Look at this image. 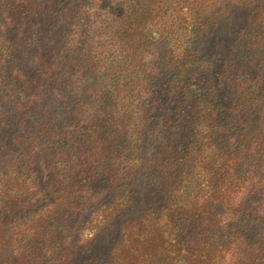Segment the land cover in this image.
I'll list each match as a JSON object with an SVG mask.
<instances>
[{"label":"trees","instance_id":"trees-1","mask_svg":"<svg viewBox=\"0 0 264 264\" xmlns=\"http://www.w3.org/2000/svg\"><path fill=\"white\" fill-rule=\"evenodd\" d=\"M0 264H264V0H0Z\"/></svg>","mask_w":264,"mask_h":264},{"label":"rangeland","instance_id":"rangeland-1","mask_svg":"<svg viewBox=\"0 0 264 264\" xmlns=\"http://www.w3.org/2000/svg\"><path fill=\"white\" fill-rule=\"evenodd\" d=\"M102 246H105V247H107V241H106V243H104ZM99 252V251H98Z\"/></svg>","mask_w":264,"mask_h":264}]
</instances>
